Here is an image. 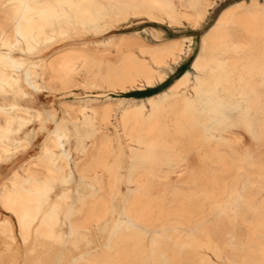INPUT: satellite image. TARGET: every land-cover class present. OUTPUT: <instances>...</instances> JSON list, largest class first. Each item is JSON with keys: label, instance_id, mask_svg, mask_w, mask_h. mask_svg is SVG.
<instances>
[{"label": "bare ground", "instance_id": "6f19581e", "mask_svg": "<svg viewBox=\"0 0 264 264\" xmlns=\"http://www.w3.org/2000/svg\"><path fill=\"white\" fill-rule=\"evenodd\" d=\"M217 1L0 0V169L7 174L0 210L15 217L17 229L15 235L0 217V238L10 242L0 259L10 253L8 264L49 255L58 264H264V0L224 8L196 51L186 36L138 43L137 55L93 51L123 40L121 33L48 53L127 13L195 29ZM191 54V72L150 96L117 97L114 110L102 103L79 119L58 118L33 105L42 93L75 95L77 75L89 92L106 97L152 88ZM40 135L36 152L11 166ZM34 160L36 168L22 167ZM96 230L101 242L90 246ZM40 241L48 245H35ZM80 241L87 244L71 254ZM64 253L69 259L61 261Z\"/></svg>", "mask_w": 264, "mask_h": 264}, {"label": "rangeland", "instance_id": "374dc122", "mask_svg": "<svg viewBox=\"0 0 264 264\" xmlns=\"http://www.w3.org/2000/svg\"><path fill=\"white\" fill-rule=\"evenodd\" d=\"M240 0H218L216 5L213 7V9L210 11V14L208 17L205 19V21L201 24L200 27H197L195 29L190 28L188 25L184 26H175L172 24H169L166 19H163L160 17L158 14L154 15L152 18L146 17L144 15H133L131 13L125 14L124 18H120L115 22H112L110 25L106 27V29L96 32V33H82L79 34L78 36L74 37L71 40L64 41L61 43H57L54 46H52L51 50L48 52H53L54 50H57L59 48L64 47L65 45L69 44L70 42H79L80 39L83 40H92V39H97V38H104L107 36H113L116 38L119 36L121 33L122 35L125 36V38L119 42H113L111 44H107L104 47H94L93 51H97V54H102L106 57H114L117 54L123 53V54H138V48L137 44L138 43H145V44H157L160 42H164L170 39H176L180 40L184 36L186 37H193L194 42H196L195 49L194 51L197 50V42L199 39V36L203 35L210 27L211 25L215 22L217 19L218 15L220 12L233 4L234 2H237ZM247 1V0H245ZM248 4V3H247ZM261 4V2H260ZM188 41L184 43V46L188 45ZM72 53H77L76 51ZM193 57V54L189 56V58L183 63L180 64L179 66L175 67L173 66V69L171 70L173 73L170 74L168 77L166 74V80L162 82L161 84L152 87V88H145L143 90H133V91H128V92H112L109 91L108 93L112 96L106 97L105 95L99 94L97 91L89 92L88 91V86H86L83 82V77L80 75H77L75 78L76 84L73 86V92L75 95H69L60 98L59 94L56 92H47V93H42L40 96H38L34 101L33 105L36 107H44L47 109L52 108L54 110V113L56 117L58 118H66L68 115L73 116V118L79 119L82 116V113H87L90 114L89 106H98L102 103H107L110 105L111 109H115L117 106V97H126V98H144L146 96H150L154 93L159 92L165 87H168L171 85L173 82H175L181 75H183L186 72H191L189 70V63ZM120 103H124V100L120 99ZM66 108H72L71 114H67ZM113 113V112H111ZM38 118H32L31 121V127L37 126L38 124ZM110 123L114 124V119L111 118ZM47 127H51V124H47ZM37 129V127H35ZM109 131L112 130V126H108ZM66 142L68 145V148H70V152L72 157L76 156L75 151L72 149L73 143H74V137H73V131H72V125L70 122H66ZM240 143H244L247 138L244 134L240 135ZM41 139V135L35 139V142L29 148L24 154L19 156L17 159L12 161L11 166H15L18 164L20 161L24 160L26 157L29 155H33L37 148H38V143L39 140ZM24 168L30 167V168H36L37 167V162L34 160L30 165L28 163H24L23 166ZM68 170V166H64V171ZM124 170V168H123ZM121 170V171H123ZM1 175L0 176V182H2V179H5L4 177L7 175L2 168L0 169ZM20 172V170H18ZM54 192H58V189L56 188ZM5 216L9 219L11 226H12V231L15 235H17V229H16V224H15V217H13L9 212L4 211L2 212L0 210V217ZM101 232L96 230L93 234H91L92 242L90 243V246H93L94 243L96 244L101 242ZM99 238V239H98ZM91 240V238H90ZM10 244L9 241L3 242L2 239L0 238V250L5 252L4 250L6 249V245ZM93 243V244H92ZM16 244L18 246V239H16ZM79 248L77 251H72L71 254H74L78 251H81V248H83L81 245H86L87 242L80 241L79 243ZM13 245V244H12ZM35 245H48V242L40 241V242H35ZM81 246V248H80ZM12 249L14 248L13 246L11 247ZM38 249H41L37 247ZM20 250H23L22 247H19ZM67 254V255H66ZM69 253H64V255L61 256V261L62 259L65 260L66 257L69 259ZM11 254L6 253L2 255L1 263L2 264H8L11 260ZM54 256V255H53ZM53 256L48 257L46 256H41V257H22L18 258L17 262L19 264H42L44 262L45 264H58V256H56L55 260H52L53 262H49V259L52 258ZM66 256V257H65ZM50 257V258H49ZM31 260L29 261L28 260ZM31 258V259H30ZM32 258L33 261H32ZM44 258V261H40ZM49 258V259H48ZM65 258V259H64ZM56 261V262H55ZM37 262V263H35ZM47 262V263H46ZM49 262V263H48ZM55 262V263H54ZM43 263V264H44Z\"/></svg>", "mask_w": 264, "mask_h": 264}]
</instances>
